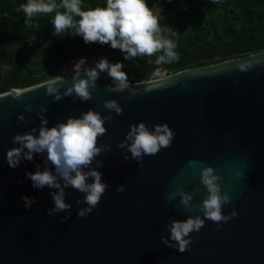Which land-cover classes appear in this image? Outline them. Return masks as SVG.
Instances as JSON below:
<instances>
[{"label":"water","instance_id":"95a60500","mask_svg":"<svg viewBox=\"0 0 264 264\" xmlns=\"http://www.w3.org/2000/svg\"><path fill=\"white\" fill-rule=\"evenodd\" d=\"M249 61L253 67L240 71ZM64 79L62 92L73 76ZM44 84L0 91V264H264V52L155 82L129 83L120 93L111 91L112 81L99 75L92 99L83 103L74 95L55 101L45 95L46 86L40 87ZM107 100H116L123 112L110 113L103 107ZM29 104L31 113L24 111ZM41 106L47 108L43 115L48 127L89 109L113 117L97 141L110 150L96 157L109 188L86 218L77 216L87 207L76 204L83 194L72 188L66 189L70 218L61 223L68 212L47 215L54 207L49 195L53 190H34L25 177L37 165L43 169L46 155L24 160L17 169L6 163V152L18 147L12 143L14 136L39 128ZM21 115L26 123L18 120ZM140 122L149 128L167 123L176 133L170 147L144 157L143 167L126 161L130 153L117 147L130 125ZM191 160L223 177L222 192L231 197L223 214L235 210L238 215L219 231L216 222L206 219L199 232L190 234L189 249L180 253L165 246L161 237L168 236L164 225L170 220L203 217L196 205L207 192L199 168L187 166ZM236 169L242 172L239 178ZM120 185L125 192L117 191ZM178 186L188 192L200 187L191 210L179 204V197L167 198ZM23 196L34 197L36 203L26 209Z\"/></svg>","mask_w":264,"mask_h":264},{"label":"clouds","instance_id":"9594fccd","mask_svg":"<svg viewBox=\"0 0 264 264\" xmlns=\"http://www.w3.org/2000/svg\"><path fill=\"white\" fill-rule=\"evenodd\" d=\"M168 2L171 3L172 0ZM84 7L82 0H62L59 5L55 0H27V3L20 5V10L25 14L27 21H31L37 14L55 11L51 21L55 36L70 30L72 36L81 37L86 45L98 43L120 50L125 61L138 56L151 57L158 52L162 54L156 57V65L171 64L179 60L177 44L170 37L169 29L161 27L159 17L148 7L147 0H107L106 6L82 10ZM58 8L64 11H58ZM255 63L260 64L261 61L257 59ZM85 64L86 59L82 58L74 66L75 75L70 86L63 92L61 89L66 81L62 76L48 79L40 86H46L45 95L54 97L55 101L74 95L81 103L86 102L92 99L93 90L97 88L96 81L102 72H106L112 80L111 91L120 93L129 89L128 75L123 70V63H110L106 57H101L92 67H84ZM252 67L253 63L249 61L240 65L239 70L248 71ZM2 70L7 72L11 69L10 66L4 65ZM145 90L150 91L151 88ZM103 107L117 115L123 112L116 100L105 101ZM24 111L31 113L32 105H26ZM46 112L47 108L41 106L37 114L40 120L38 129L34 127L24 134L14 136L12 143L18 147L6 152V163L10 168L17 169L24 160L31 162L38 154L46 155L43 169L37 165L36 171H26L25 177L31 181L34 190L43 191L45 187L53 190L49 195L54 207L47 211V215L68 212L69 215L64 216L61 223L70 218L72 205L66 202V189L72 188L83 194V200L77 199L76 204H86L87 207L80 208L77 216L86 218L109 188L108 183L102 179L103 173L98 170L102 167V161L96 157L110 150L109 145L97 146V141L98 137L107 131L104 125L111 123L113 117L102 116L99 112L89 109L79 118L69 117L65 122L48 127L49 120L43 115ZM18 120L26 123L23 115L19 116ZM175 135L167 123L149 128L144 122H140L138 125H130V130L117 147L130 153V156L124 157L126 161L135 160L143 167L144 157L156 155L162 149L170 147ZM49 164L52 167H49ZM202 165L201 161L191 160L187 166L193 170L199 168L200 184L207 192L203 201L196 205V211L202 213L203 217L190 215L183 221L170 220L164 225L168 236H162L161 242L180 253L189 249L192 244L190 234L199 232L206 219L216 222L219 231L222 223L237 218L238 215L235 210L230 215L223 214V206L231 201V197L222 192L223 177L216 174L213 167ZM241 175L242 172L236 169L235 177L239 178ZM125 190L123 185L117 188L120 193ZM199 193V186L194 187L192 192L178 186L167 198L175 200L179 197V204L188 211L192 209V202ZM22 200L26 209L36 203L34 197L23 196Z\"/></svg>","mask_w":264,"mask_h":264},{"label":"trees","instance_id":"16d2710c","mask_svg":"<svg viewBox=\"0 0 264 264\" xmlns=\"http://www.w3.org/2000/svg\"><path fill=\"white\" fill-rule=\"evenodd\" d=\"M59 5L62 0H55ZM27 0H0V91L25 90L58 75L68 60L105 54L121 62L131 84L149 80L159 68L175 74L264 52V0H147L161 27L177 44L179 60L156 65L153 56L128 61L118 49L98 43L86 45L71 31L54 35L55 11L27 21L20 5ZM107 0H82L87 8L106 6ZM58 11H64L58 8ZM161 14V15H160ZM39 24V27L31 26ZM10 66L4 72L3 66Z\"/></svg>","mask_w":264,"mask_h":264},{"label":"built area","instance_id":"2783aa9c","mask_svg":"<svg viewBox=\"0 0 264 264\" xmlns=\"http://www.w3.org/2000/svg\"><path fill=\"white\" fill-rule=\"evenodd\" d=\"M101 57H106L108 59V57L103 53H99L97 55L87 56V57L72 58V59L68 60L64 65H62L57 70L58 75L62 76L63 78L74 76L75 75L74 66L79 62L80 59H82V58L86 59V64L84 65V67H92ZM108 61H109V59H108ZM100 75H102V76L106 77L108 80L112 81L111 78L108 77L106 72H102V73H100ZM171 75H172V73L168 72L166 69L159 68V69H156L150 75L149 80L146 82H155L158 80L168 78Z\"/></svg>","mask_w":264,"mask_h":264}]
</instances>
